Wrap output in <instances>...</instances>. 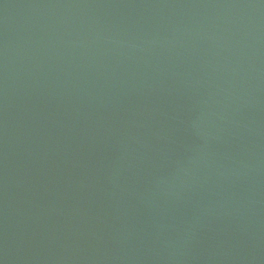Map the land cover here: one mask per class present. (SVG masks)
I'll return each instance as SVG.
<instances>
[{
  "label": "water",
  "instance_id": "95a60500",
  "mask_svg": "<svg viewBox=\"0 0 264 264\" xmlns=\"http://www.w3.org/2000/svg\"><path fill=\"white\" fill-rule=\"evenodd\" d=\"M0 264H264V0H0Z\"/></svg>",
  "mask_w": 264,
  "mask_h": 264
}]
</instances>
